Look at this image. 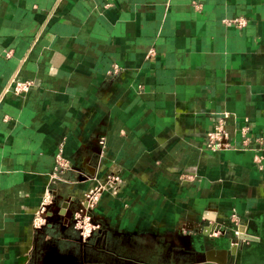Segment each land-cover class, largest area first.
Masks as SVG:
<instances>
[{
    "label": "crops",
    "instance_id": "obj_1",
    "mask_svg": "<svg viewBox=\"0 0 264 264\" xmlns=\"http://www.w3.org/2000/svg\"><path fill=\"white\" fill-rule=\"evenodd\" d=\"M14 74L34 85L2 96ZM0 96V264H264V0H0ZM111 163L84 240L71 216Z\"/></svg>",
    "mask_w": 264,
    "mask_h": 264
},
{
    "label": "built area",
    "instance_id": "obj_2",
    "mask_svg": "<svg viewBox=\"0 0 264 264\" xmlns=\"http://www.w3.org/2000/svg\"><path fill=\"white\" fill-rule=\"evenodd\" d=\"M226 22L230 20H225ZM235 25L245 24L244 18H235L232 20ZM153 50H150L152 53ZM9 52H7L8 54ZM119 67L113 64L111 68L106 71V75L114 76L118 73ZM34 85L32 79H19L17 74L11 78L10 82L3 88L2 96L4 93L13 92L15 94H22L27 92L31 86ZM0 96V98H2ZM229 114L223 112L217 119L216 124L212 130L205 133V146L208 150H225L230 147V132L227 128V118ZM98 145V155L104 159L106 157L105 152V139L104 136L96 137ZM55 163L52 170L49 172L50 183H54L62 180L60 173L71 168V164L62 154V145H59L58 151L54 155ZM112 168L106 171L103 175H99L97 172L92 173L87 177V185L82 191V199L80 207L71 216V223L77 229L82 239H86L92 231L99 227L98 222L95 221V207L105 192L111 194L119 193L124 182L120 176L119 170H117L111 163ZM55 198H53L51 184L46 186L41 194V201L36 211L33 214L32 226L34 229L42 228L48 220L49 210L54 205ZM215 233L213 229L211 234Z\"/></svg>",
    "mask_w": 264,
    "mask_h": 264
},
{
    "label": "rangeland",
    "instance_id": "obj_3",
    "mask_svg": "<svg viewBox=\"0 0 264 264\" xmlns=\"http://www.w3.org/2000/svg\"><path fill=\"white\" fill-rule=\"evenodd\" d=\"M54 229V228H53ZM71 230H77L73 225L70 227Z\"/></svg>",
    "mask_w": 264,
    "mask_h": 264
},
{
    "label": "water",
    "instance_id": "obj_4",
    "mask_svg": "<svg viewBox=\"0 0 264 264\" xmlns=\"http://www.w3.org/2000/svg\"><path fill=\"white\" fill-rule=\"evenodd\" d=\"M48 222H49V221L47 220V223H48ZM47 223H46V224H47ZM46 224H45V226H46ZM80 246H82V245H80Z\"/></svg>",
    "mask_w": 264,
    "mask_h": 264
}]
</instances>
